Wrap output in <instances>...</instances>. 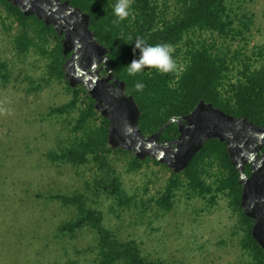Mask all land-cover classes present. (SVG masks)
<instances>
[{"label":"trees","instance_id":"16d2710c","mask_svg":"<svg viewBox=\"0 0 264 264\" xmlns=\"http://www.w3.org/2000/svg\"><path fill=\"white\" fill-rule=\"evenodd\" d=\"M90 16V29L98 42L108 48L110 69L125 83L127 95L132 96L141 111L140 129L144 136L157 134L172 119L189 115L201 102L212 104L230 116L247 119L264 128V46L251 45L255 15L252 0H132L131 15L118 21L113 14L117 0H61ZM6 20H11L7 30L17 25L14 48L18 55L26 56L38 51L48 60L45 82H65L72 99L62 106L50 109L49 116H71L78 111L82 97L86 108L80 111L72 133L74 139L60 153H52V163L83 166L94 162L105 178L97 182L98 191L114 198L118 207L128 210L137 207L135 197H130L111 165V154L130 156L128 172H138L150 161L138 160L131 152L113 150L108 143L110 123L96 112V103L83 86L71 88L65 78L66 57L63 55L62 37L52 26H47L36 16L24 13L7 0H0ZM137 38L148 45L169 44L174 48V59L183 65L182 73H159L145 68L134 76L127 66L139 52L133 53ZM55 47L49 50V44ZM238 45V46H236ZM108 74V71H105ZM9 64L0 58V82H10ZM137 82L145 85L136 91ZM43 89L39 85L34 91ZM177 124H171L162 133L160 142L171 140L177 134ZM168 168L167 165L162 164ZM186 189L190 198L205 199L216 205L219 197L229 201L236 217L235 232L242 238L243 252L239 264H264V250L252 236L254 221L241 205L243 187L240 176L231 163L227 146L218 140L207 142L189 168L172 176L163 194L153 199L159 212L174 209L177 192ZM64 206L72 207L75 218L58 229V235H74L89 227L97 237L93 264H166L150 260L135 240L122 241L104 226L101 212L88 205L83 196H56Z\"/></svg>","mask_w":264,"mask_h":264},{"label":"rangeland","instance_id":"374dc122","mask_svg":"<svg viewBox=\"0 0 264 264\" xmlns=\"http://www.w3.org/2000/svg\"><path fill=\"white\" fill-rule=\"evenodd\" d=\"M251 11L255 26L249 49L264 46V0H252ZM5 18L0 6V58L11 71L10 82L6 86L0 82V264H93L95 232L85 227L74 235H58L59 227L75 218V211L56 196L86 198L88 205L102 213L109 231L122 241L138 242L150 260L239 264L242 235L235 232L237 219L226 198L209 205L182 189L174 209L159 212L149 202L163 194L172 170L150 161L138 172H128L130 156L111 154L109 161L123 189L138 204L125 210L97 190V182L106 173L94 162L83 166L52 163L50 155L73 141L72 128L86 100L82 97L78 111L69 117L49 116L51 108L68 103L72 94L64 81L45 82L48 60L40 52L16 53L17 25L8 31L11 20ZM54 47L55 42L49 44V50ZM39 85L43 89L34 91Z\"/></svg>","mask_w":264,"mask_h":264},{"label":"water","instance_id":"95a60500","mask_svg":"<svg viewBox=\"0 0 264 264\" xmlns=\"http://www.w3.org/2000/svg\"><path fill=\"white\" fill-rule=\"evenodd\" d=\"M7 1L25 16H36L61 32L63 55H70L64 66L65 78L71 88L83 86L95 101L96 112L109 121L111 149L129 151L140 161L153 159L167 165L175 174H181L207 142L226 143L243 187L241 205L254 221L253 239L264 250V158L258 156L264 147V128L201 102L189 115L172 118L159 133L146 137L139 127V106L127 95L125 83L111 71L109 50L91 31L88 14L61 0ZM104 71H108L106 76L102 75ZM173 123L179 125L180 137L161 143L162 133ZM248 164L251 175L246 173Z\"/></svg>","mask_w":264,"mask_h":264},{"label":"clouds","instance_id":"9594fccd","mask_svg":"<svg viewBox=\"0 0 264 264\" xmlns=\"http://www.w3.org/2000/svg\"><path fill=\"white\" fill-rule=\"evenodd\" d=\"M132 0H117L113 7V14L118 21H124L131 15ZM133 48L134 55L137 50L139 52L138 58H134L127 66V73L134 76L142 72L145 68L156 69L159 73H182L184 71L183 65H179L174 59V48L169 44L148 45L146 42L137 38ZM105 61L108 57L105 56ZM145 85L137 82L135 84L136 91H142Z\"/></svg>","mask_w":264,"mask_h":264},{"label":"flooded vegetation","instance_id":"af4514ba","mask_svg":"<svg viewBox=\"0 0 264 264\" xmlns=\"http://www.w3.org/2000/svg\"><path fill=\"white\" fill-rule=\"evenodd\" d=\"M62 2V1H61ZM63 3V2H62ZM59 32V35L62 37V40H63V35H61V32L60 31H58ZM69 58H70V55L68 56V57H66V62L69 60ZM104 74H105V71L102 73V75L104 76ZM181 123H183V122H181ZM177 134L174 136V138L173 139H171V140H165V142H161V143H168V142H170V141H172V140H174V139H178L179 137H180V132H179V129H180V127H179V125L177 124ZM226 144V143H225ZM226 146H227V151H228V145L226 144ZM204 147V146H203ZM202 151V150H201ZM228 154H229V157H230V153H229V151H228ZM260 158H264V147H263V149H262V151L259 153V155H258ZM230 159H231V157H230ZM231 163H232V159H231ZM232 165H233V163H232ZM234 166V165H233ZM235 167V166H234ZM235 169H236V167H235ZM236 171H237V169H236ZM238 172V171H237ZM246 173L248 174V175H251V167H250V165L248 164V165H246Z\"/></svg>","mask_w":264,"mask_h":264}]
</instances>
